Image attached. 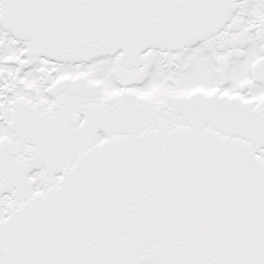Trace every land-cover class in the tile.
<instances>
[{
  "label": "snow or ice",
  "instance_id": "obj_1",
  "mask_svg": "<svg viewBox=\"0 0 264 264\" xmlns=\"http://www.w3.org/2000/svg\"><path fill=\"white\" fill-rule=\"evenodd\" d=\"M0 264H264V0H0Z\"/></svg>",
  "mask_w": 264,
  "mask_h": 264
}]
</instances>
